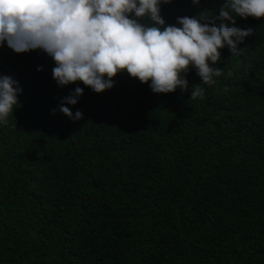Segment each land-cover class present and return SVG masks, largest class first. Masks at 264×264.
I'll use <instances>...</instances> for the list:
<instances>
[{
  "label": "trees",
  "instance_id": "16d2710c",
  "mask_svg": "<svg viewBox=\"0 0 264 264\" xmlns=\"http://www.w3.org/2000/svg\"><path fill=\"white\" fill-rule=\"evenodd\" d=\"M222 2L160 14L219 26ZM224 23L252 29L242 52L220 50L211 87L190 68L169 94L126 72L99 94L59 87L46 53L0 47L22 88L0 125V264H264V17ZM77 86L73 121L59 105Z\"/></svg>",
  "mask_w": 264,
  "mask_h": 264
},
{
  "label": "clouds",
  "instance_id": "9594fccd",
  "mask_svg": "<svg viewBox=\"0 0 264 264\" xmlns=\"http://www.w3.org/2000/svg\"><path fill=\"white\" fill-rule=\"evenodd\" d=\"M172 0H0V47L14 53L41 50L54 62L52 78L59 87L82 83L94 93L111 89L114 77L126 72L154 94L189 90L186 79L194 69L200 85L211 87L222 68L221 49L232 55L252 35V29L235 25L236 18L264 17V0H223L216 26L207 11L177 17L168 25L161 5ZM198 5L200 0H191ZM147 21V22H146ZM38 71L41 69H37ZM77 86L59 105L73 121L82 119L70 107L78 103ZM22 88L8 75H0V125L13 114ZM204 88L191 87L189 99L203 97ZM55 114V109L52 110Z\"/></svg>",
  "mask_w": 264,
  "mask_h": 264
}]
</instances>
